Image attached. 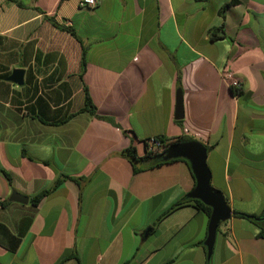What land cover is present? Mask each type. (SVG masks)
Returning a JSON list of instances; mask_svg holds the SVG:
<instances>
[{
	"label": "crops",
	"instance_id": "1",
	"mask_svg": "<svg viewBox=\"0 0 264 264\" xmlns=\"http://www.w3.org/2000/svg\"><path fill=\"white\" fill-rule=\"evenodd\" d=\"M229 1L0 0V264H264V238L244 218L219 224L209 260L203 212L187 204L157 222L193 189L189 163L133 173L121 154H144L156 136L198 140L232 212L264 213V0H236L211 40ZM84 87L114 123L77 113Z\"/></svg>",
	"mask_w": 264,
	"mask_h": 264
},
{
	"label": "water",
	"instance_id": "2",
	"mask_svg": "<svg viewBox=\"0 0 264 264\" xmlns=\"http://www.w3.org/2000/svg\"><path fill=\"white\" fill-rule=\"evenodd\" d=\"M22 76L23 70L15 69L10 79L20 84L22 83ZM182 117V96L181 90L178 89L176 94L175 118L181 119ZM162 158L164 160L184 158L188 161L195 179V185L187 194V197L198 199L211 208V213L208 217L207 234L203 242L206 247V259L209 260L212 255L218 226L221 222L231 217L232 210L223 192L211 184V171L207 164V147L195 139L175 142L165 149ZM9 199L20 203L28 202V197L21 195L16 190H12ZM261 218H264V214Z\"/></svg>",
	"mask_w": 264,
	"mask_h": 264
},
{
	"label": "trees",
	"instance_id": "3",
	"mask_svg": "<svg viewBox=\"0 0 264 264\" xmlns=\"http://www.w3.org/2000/svg\"><path fill=\"white\" fill-rule=\"evenodd\" d=\"M235 2H236V0H230L228 3L223 5L221 7V9L219 10L221 22H220V25L217 28H215V30H212L210 32L209 38L211 40H214V39L217 38V36L215 34V31L221 30L223 32V28H224V11L229 6L233 5ZM67 30L71 32V29H67ZM81 67L84 70V67H85V58H84V56L82 57V60H81ZM81 76H82V74H81ZM177 79H178V81L180 80V73L179 72L177 74ZM231 90H232V92H233V94L235 96H238L241 93L240 92V88L239 89H231ZM82 112H87V113H89L92 116H96V117H99L101 119H105V120H108V121L114 123V120L112 118L106 117V116H101V115L97 114L96 107L93 104V102H92V100H91V98H90V96L88 94V90H87L86 87H84V105H83L82 108H80L78 110L77 113H82ZM77 113L71 114L67 119L72 118ZM67 119L63 120L62 122L67 121ZM153 138L161 140V142L165 143L164 148L162 150H160V151H152V152L149 151L147 149V141L150 138L144 140V142H143L144 143L145 152L142 155L138 154L137 149H136V147L134 145H130L129 147H127V148L122 150L121 154L124 157H126L132 164L133 173H137V172H139V171H141L143 169H150V168L158 167V166H160L162 164H165V163H168V162H171V161H175L177 159L183 160L186 163H188V161L186 159H184V158H172V159H167V160H164L162 158L163 152L165 151V149L170 144L175 143V142L185 141V140H188V138H186V137H178L175 140H170V141H168L169 140L168 138H165L163 136H156V137H153ZM1 172L4 175V177L7 179V181L10 182L11 181V175L8 172L4 171V170H2ZM66 178H68V177L67 176H61V177L57 178L53 182L51 187L43 189L40 192H38L37 194H35L34 196H32L30 198L31 205L36 207L46 196H48L52 191H54L57 187H59ZM72 179L74 181H76L77 183H80L83 180V178H81V177L72 178ZM187 204H192L197 210L203 212L207 217H209V215L211 213V208L209 206L205 205L204 203H202L200 200L195 199V198L186 197L184 199H181V200H178L177 202H175L169 209H167L157 219V222L160 221L162 218H164L169 213H171L172 211H174L175 209H177L179 207H182L184 205H187ZM0 205L2 206L3 202H1ZM263 214L264 213L259 214V215H254V214H247V213H243V212H239V211H235V210L232 212V215L234 217L244 218V219H246L248 221L253 222L258 228V232H257L256 236L259 237V238H264V218H261V216H263ZM24 220L26 221V225H25L24 229L19 232V235H18V238H17L18 241L20 240V237L24 234L25 229H27V227H28V225H29V223L31 221V218L30 217H25ZM70 255H71V257H74V253L70 252L65 258H67ZM60 261H62V260H60ZM60 261L57 264H59ZM206 264H210V263L207 261Z\"/></svg>",
	"mask_w": 264,
	"mask_h": 264
},
{
	"label": "built area",
	"instance_id": "4",
	"mask_svg": "<svg viewBox=\"0 0 264 264\" xmlns=\"http://www.w3.org/2000/svg\"><path fill=\"white\" fill-rule=\"evenodd\" d=\"M78 4L81 7H94L97 4V0H79ZM222 80L230 89L240 88L239 80L230 70L223 71ZM164 145V142H161V140L155 139L153 137L147 141V149L151 152L162 150L164 148Z\"/></svg>",
	"mask_w": 264,
	"mask_h": 264
}]
</instances>
